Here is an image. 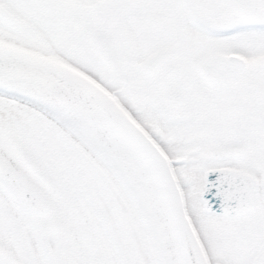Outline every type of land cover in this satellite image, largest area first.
Masks as SVG:
<instances>
[{"label":"snow or ice","instance_id":"obj_1","mask_svg":"<svg viewBox=\"0 0 264 264\" xmlns=\"http://www.w3.org/2000/svg\"><path fill=\"white\" fill-rule=\"evenodd\" d=\"M0 264H264V0H0Z\"/></svg>","mask_w":264,"mask_h":264}]
</instances>
